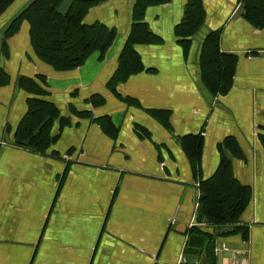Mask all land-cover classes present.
Segmentation results:
<instances>
[{
  "label": "crops",
  "instance_id": "1",
  "mask_svg": "<svg viewBox=\"0 0 264 264\" xmlns=\"http://www.w3.org/2000/svg\"><path fill=\"white\" fill-rule=\"evenodd\" d=\"M31 1L0 16L9 78L0 85V264H192L185 253L197 230L213 234L215 264H264V25L245 17L243 0H200L202 24L186 38L188 0L148 5L137 70L123 79L137 0L89 9L84 22L116 39L71 70L35 55L26 21L4 38ZM212 31L234 59L224 92L209 91L201 74ZM39 78L56 114L47 138L31 141L20 125L32 95L20 80ZM223 162L248 202L236 223L211 225L199 216L202 183Z\"/></svg>",
  "mask_w": 264,
  "mask_h": 264
},
{
  "label": "trees",
  "instance_id": "2",
  "mask_svg": "<svg viewBox=\"0 0 264 264\" xmlns=\"http://www.w3.org/2000/svg\"><path fill=\"white\" fill-rule=\"evenodd\" d=\"M15 0H0V16ZM68 5L65 10L62 6ZM106 0H32L11 19L4 31V38L15 34L20 25L29 24V37L35 55L57 70H71L82 65L94 52L103 56L116 39V31L103 23L87 24L84 16L89 9ZM160 0H137L132 12L130 34L121 50L116 78H124L138 67V56L134 44L149 31L142 16L145 7ZM245 17L256 26L264 25V0H243ZM203 14L200 0H188L187 18L183 25L182 38L193 35L202 24ZM185 35V36H184ZM234 59L218 51V32H210L204 39L200 65L203 83L211 92L226 91L230 86ZM31 79L29 86L23 79L20 84L31 93L28 110L20 128L30 133L31 141L46 139L43 135L56 114L52 103L40 95L44 91L43 78ZM9 81L0 68V85ZM35 131H37L35 133ZM199 216L211 225L236 223L239 214L248 202V193L237 187L228 163L221 164L217 173L202 183ZM238 226L232 229H237ZM186 255L192 264H215L214 237L211 232L197 230L190 239ZM190 262V261H189Z\"/></svg>",
  "mask_w": 264,
  "mask_h": 264
}]
</instances>
